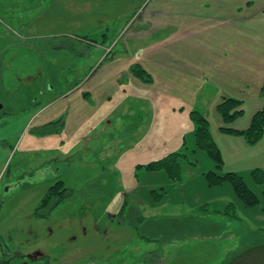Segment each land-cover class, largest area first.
I'll return each instance as SVG.
<instances>
[{
    "label": "rangeland",
    "instance_id": "rangeland-1",
    "mask_svg": "<svg viewBox=\"0 0 264 264\" xmlns=\"http://www.w3.org/2000/svg\"><path fill=\"white\" fill-rule=\"evenodd\" d=\"M162 12L180 17L158 31ZM243 51L256 60L238 79ZM263 84L264 0H0V136L13 148L0 264L36 253L41 264H228L247 250L264 264V127L254 143L242 133ZM27 108L39 112L21 132L12 120ZM192 112L221 163L196 148ZM171 154L181 179L146 171ZM228 173L256 206L228 181L210 185ZM57 181L63 200L34 218ZM229 204L236 219L221 214Z\"/></svg>",
    "mask_w": 264,
    "mask_h": 264
},
{
    "label": "trees",
    "instance_id": "trees-1",
    "mask_svg": "<svg viewBox=\"0 0 264 264\" xmlns=\"http://www.w3.org/2000/svg\"><path fill=\"white\" fill-rule=\"evenodd\" d=\"M261 93L264 95V84L261 88ZM227 101L230 103L232 102L235 103V100L232 99H228ZM191 119L196 124V130L194 133V141L196 148L202 151H206L211 157L214 158V160H216L217 163H221L218 150L211 138V135L209 134V129H208L209 125L206 119L198 112H192ZM263 127H264V108L255 114V116L252 119L250 128L242 133L245 134L246 138L249 140L250 143H254L262 136ZM178 157L179 155L177 154H171L168 157L163 158L162 160L156 163L148 164L147 166H145V169L148 172H161V171L165 172L171 180L175 179V177L181 179L177 164V159H176ZM207 178L209 179V183L211 186L221 185L225 181L230 182L234 188L233 190L236 198L246 207L252 208L256 206V204L258 203L257 197L245 186L241 177H239L236 174L228 173L224 176H217V175L216 177L207 176ZM66 192L67 189L64 188L63 183L61 181H57L53 186H51L47 190V192L39 202L38 206L36 207L33 217L44 218L45 216L44 212H49L55 209L63 200ZM158 195L161 196L160 194ZM221 214L236 219L237 216L234 213V204H229L225 209V211L221 212ZM138 219L143 221L144 218L141 216ZM189 220L193 223L198 221L197 218H190ZM248 252L249 250L245 251L242 254H239L237 256V259L239 258V260H237L235 257L233 261L229 262L228 264H253L252 262L248 263L247 260ZM241 258H244V263L242 262Z\"/></svg>",
    "mask_w": 264,
    "mask_h": 264
},
{
    "label": "crops",
    "instance_id": "crops-1",
    "mask_svg": "<svg viewBox=\"0 0 264 264\" xmlns=\"http://www.w3.org/2000/svg\"><path fill=\"white\" fill-rule=\"evenodd\" d=\"M188 11V10H187ZM167 13V12H166ZM164 13V12H162V13H159V14H155V16L157 15V16H159L160 18H157V20H156V18H153V19H151L150 20V22H151V27L152 28H154V22H156V27H155V29L156 30H160V29H158L159 27H160V24H158V22H160V20H158V19H163V18H165L166 17V19H167V21H168V24L170 25L171 24V21H172V19L171 18H176L177 16H179L180 17V14H176L175 15V13ZM153 16H154V14H153ZM183 16V18L184 19H194V20H197V21H199L200 22V27L202 26V24H201V21H203V20H206V19H208V17H206L205 15H203V14H201V15H194V14H192V13H188V12H185L184 14H182L181 15V17ZM173 18V19H174ZM245 19H243V21H244ZM236 21L237 22H243L242 20H240V19H236ZM247 21V20H246ZM146 23H148V22H146ZM161 24H163V23H161ZM173 25H176V23H174ZM162 27V26H161ZM153 30V29H152ZM151 31V30H150ZM177 31V29L175 28V32ZM115 42V41H114ZM151 43H152V41H150ZM114 44V43H113ZM109 47H112V45H110ZM145 48V47H144ZM144 48H141L139 51H144ZM107 52H108V50H107ZM107 52H105L104 51V54H106ZM222 54V53H221ZM239 55V59H238V61L236 62V63H234L235 64V68H236V72L237 73H235V74H233L235 77H237L238 79H246V77H245V75H244V73L246 72V67H248L247 68V71H249L250 70V65H252V64H254L255 63V60H256V56H255V54H253V53H250V52H248V51H243V52H241V53H239L238 54ZM220 56V55H219ZM141 57V56H140ZM228 57V55L226 54V56L224 57V58H222V56L218 59V60H223V59H225V58H227ZM217 58H218V56H217ZM217 58H215L216 60H217ZM138 59H139V57H138ZM197 60H198V62H199V64L197 65V66H201V70H205V64L203 63V62H201V58L200 57H198L197 58ZM255 65V64H254ZM245 82H246V80H245ZM52 87H50V88H47V92H49V90H51L52 91ZM43 91V90H42ZM45 100H47L48 99V96H47V94H46V91H45ZM52 100H54V99H52ZM51 100V101H52ZM47 102V101H46ZM41 105V104H40ZM31 106L32 105H30L29 106V108H31ZM47 106V105H46ZM33 107H37V105L36 104H34L33 105ZM2 108V107H1ZM29 108H27L28 110H26L25 112H23L22 114H20L21 116H18V117H16V118H14L12 121H14V123H17L18 122V124H17V126H18V129H16V130H18V131H20L21 130V132H24L25 130H26V128L27 127H29L30 125H32L33 123L31 122L32 121V118H34V116H35V114L36 113H38L39 111L38 110H35V111H33V112H31V110H29ZM29 112V113H28ZM18 118V119H17ZM59 121H57L56 123H58ZM49 124H51V123H49ZM48 124V125H49ZM3 140L4 139H2L1 138V136H0V180H2V178H3V176L7 173V167H6V164H7V160L9 159V157L11 156V154H12V151H13V148L12 149H6V148H3L2 146H1V142H3ZM1 182V181H0ZM9 187L10 188H12V185H9ZM39 204V203H38ZM1 255H2V253H1V247H0V260H1Z\"/></svg>",
    "mask_w": 264,
    "mask_h": 264
},
{
    "label": "flooded vegetation",
    "instance_id": "flooded-vegetation-1",
    "mask_svg": "<svg viewBox=\"0 0 264 264\" xmlns=\"http://www.w3.org/2000/svg\"><path fill=\"white\" fill-rule=\"evenodd\" d=\"M41 256L40 254H33L30 256H24V257H18L16 258H12L11 256V261L9 260L7 263L9 264H41ZM2 264V263H1ZM5 264V263H3Z\"/></svg>",
    "mask_w": 264,
    "mask_h": 264
},
{
    "label": "water",
    "instance_id": "water-1",
    "mask_svg": "<svg viewBox=\"0 0 264 264\" xmlns=\"http://www.w3.org/2000/svg\"><path fill=\"white\" fill-rule=\"evenodd\" d=\"M9 189H10V187H7V188H6V191L9 190Z\"/></svg>",
    "mask_w": 264,
    "mask_h": 264
}]
</instances>
